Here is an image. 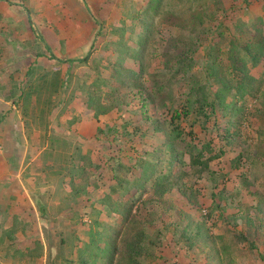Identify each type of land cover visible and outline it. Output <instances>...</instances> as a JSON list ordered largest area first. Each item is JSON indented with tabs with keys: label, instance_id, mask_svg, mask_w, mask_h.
<instances>
[{
	"label": "rangeland",
	"instance_id": "1",
	"mask_svg": "<svg viewBox=\"0 0 264 264\" xmlns=\"http://www.w3.org/2000/svg\"><path fill=\"white\" fill-rule=\"evenodd\" d=\"M10 3L13 15L3 17L0 28V90L10 91L19 80L15 98L28 105L4 106L0 113V154L11 166L0 176V264H62L76 257L72 243L80 248L90 241L89 232L98 248L112 244V264H264V50L256 63L246 60L253 80L240 91L232 87L207 122L191 114L179 121L185 142L176 141V151L188 143L204 160L224 150L208 160L214 174L198 165L194 190L182 192L176 179L187 178L180 166L167 168L161 144L189 82H203L209 62L226 71L230 84L239 80L231 56L244 53L247 42L264 44V31H256L264 28V0ZM151 4L155 9L147 10ZM200 34L184 70L178 53L195 49L190 35ZM212 42L218 51L207 57ZM26 68H33L31 77ZM208 84L212 98L217 85ZM95 106L107 110L97 119ZM75 117L77 128L69 124ZM107 126L116 130L97 133ZM16 129L13 138L6 136ZM118 162L129 167L123 194L109 192L112 171L123 172ZM145 164L156 172L141 175ZM135 176L145 181L140 195L129 182ZM212 190L222 193L220 208ZM39 200L47 205L43 213ZM16 227L24 231L12 232ZM140 231L148 235L144 249L128 263L130 241Z\"/></svg>",
	"mask_w": 264,
	"mask_h": 264
},
{
	"label": "trees",
	"instance_id": "2",
	"mask_svg": "<svg viewBox=\"0 0 264 264\" xmlns=\"http://www.w3.org/2000/svg\"><path fill=\"white\" fill-rule=\"evenodd\" d=\"M151 9H155V5L151 4L147 7V10H151ZM28 19L30 21V18H28ZM261 23L263 24L262 21H261ZM203 28H205V27L203 26ZM214 30H216L215 26H214ZM256 31L259 32L260 34H262L264 31V28L261 26L259 29H256ZM190 39L194 43L193 45H194L195 49L190 48L189 50H185L183 52L181 51L180 53H178V56H177V65L180 67H183L184 70L186 68H189V66H190L192 53L195 50H197V43L202 42L201 34L197 35V36L196 35L195 36L190 35ZM262 42H263V40H259L258 42L255 43V45H253L252 42H247L242 47V49L244 50V53H240V51L238 50V52L235 51V55H236L235 57L231 56V60H232L231 70H233L235 72L233 78H236V80H237L238 77L240 76L239 80L235 84H230L228 82V79L225 77L226 71L223 70L217 63L209 62L208 63L209 66L205 69V73L202 76L203 82H200L196 79L191 80L189 82V86H187V88H186L185 98L182 102V107L180 108V111L175 110L174 113L171 115V118L168 122V125L170 126V130L168 132L165 131L166 132L164 134L165 140L162 141L161 144L162 145L165 144V146H166L165 152L167 154L165 156V160L167 161V165H168L167 168H171V166L173 164L177 165L178 167L180 166V169H179L180 173H182L183 178H187L185 180L182 179L181 177H178L176 179L180 182L179 185H181L180 188L182 189V192H184L185 190H194L193 189V182H191V180H192L191 178H192V173L194 172L196 167L198 165L200 167V165H201L203 170H205V168L208 169L209 168L208 160L214 159L215 157H218V156L224 154V150L220 149L217 154L209 156L207 159H204V160L201 158V156L203 155L202 150L198 149L196 146L189 145L188 143H186L187 148L185 150H183V152L176 151V148H174L176 141H184L185 142V138L182 137L184 130L179 125L180 119H186L191 114L195 118L201 119L203 121L202 123L204 124L205 122H207L209 120V117H210L212 111L215 109L216 105L217 104L222 105L224 103L227 92H229L232 87H234L236 89V91H240V89H242L246 86L245 82L253 80V77L248 74L249 71L246 68V60L250 59L253 61V63L257 62L256 61L257 55L259 56L260 53L262 52V49L264 50V44H262ZM185 45H187V43H185ZM251 47L253 49H251ZM207 48L210 51L207 57L214 56L215 49H216V51H218V49L215 48L214 42H212L211 44L208 43ZM47 49H49L48 46H47ZM38 55H40V54H38ZM50 57L56 59L55 55H53V54H50ZM86 59H87V57L82 58L83 61ZM32 69L33 68H31V70L28 74L29 77H31ZM209 70H210V72H209ZM184 74H187V73L185 72ZM210 79H212L213 83L217 85L215 92L212 95V98L209 95V91H208V88L212 87V84H208ZM56 81H57V78H54L52 84L55 85ZM247 86L249 87L250 85L247 84ZM91 98H92V100H91V103H92L94 97L91 96ZM89 104H90V102H89ZM95 107H96V110H95L96 113H94V115H93L94 119L95 118L97 119L98 113H102V112L107 111L105 108L101 109L99 106H95ZM225 107H227V104H225ZM78 119H79L78 117H75L72 120H70L69 121V124H71L70 127H76L77 128V123H78L77 120ZM225 127L226 128H224L225 129V136L224 137L228 138V135L231 134L229 131L230 128H228V126H225ZM123 128H125V124H124ZM155 129H157V128H155ZM72 130H74V129H72ZM112 130H116L115 127L107 126L104 130L97 128V133L98 134H102L101 132L109 133ZM124 133H125V130H124ZM133 133H137L136 130L129 132V135L133 134ZM114 138H115V140L117 139L116 136H114ZM79 153H81L80 150H79ZM185 155H188L187 160H185V158H183ZM123 163L118 162L119 171H120V168H122V170H123V172H121L120 175H118V170L112 171L113 172L112 173V181H114V182H113V184L110 185V191H109L110 193L119 192V193L123 194L125 192L124 191V185H125V179H127V177L123 176V174L129 170V167L124 165ZM185 165L189 166L188 167L189 170L186 169L187 166H185ZM153 166H154L153 164H151V165L145 164L141 170V175H144L143 173H146V172H149L150 173L149 175L156 172L155 168ZM181 166H182V169H181ZM208 172L211 174H214V172L209 170V169H208ZM162 176H163V179H165V178H167L168 175L160 174L157 176V178H160ZM129 182L131 184V189L136 190L135 194L140 195L142 193L144 187H145L144 186L145 181L143 182V180H141L140 178L135 176V178L129 179ZM189 183H191V184H189ZM127 187H129V184L127 185ZM161 187H164V184H162ZM183 189H184V191H183ZM164 190H165V188L162 189L163 192H164ZM221 196H222L221 192L220 193L214 192V190L211 191L212 203L214 204V206L216 208L221 207V205L219 203ZM104 202H105V199H104ZM46 206L44 205V203L41 202V200H39V202H37V207L41 213H43V211L44 212L46 211ZM18 214L21 215L20 212ZM42 215H43L42 218L45 219L46 215L45 214H42ZM14 229L15 230H13L12 232H16L21 228L18 229L16 227ZM21 230L24 231L23 229H21ZM72 233H73V230H71L68 233V237H69L71 242L74 241L73 238H71ZM89 233H90V241L84 242V244L82 243L83 244L82 247L78 248L76 246V243L75 244L72 243V245H74V248H76V251H77V253H74L76 255V257L67 258V259L63 260L62 264H99L100 261L104 264H112V261H113L112 257L116 253V251L113 250L112 244H111V247L109 249H107L105 247L103 249L98 248V246H95L94 244H92L94 233L93 232H89ZM197 233L198 234H196V235L200 234V232L198 230H197ZM14 234L13 235L9 234L8 237L10 239H14ZM97 236H99V235H97ZM146 236H148V235L146 234L145 231H143V232L140 231L134 235L133 240L130 241L131 247L128 249V257H129V258H127L128 263H129V261H131V260L135 261L136 258L140 257V255L142 254V251L144 249L141 242L144 241ZM61 242L64 243V239H61ZM105 245L107 246V242H105ZM107 255L110 256V258L108 260L105 259V257ZM54 264H56V263H54Z\"/></svg>",
	"mask_w": 264,
	"mask_h": 264
},
{
	"label": "crops",
	"instance_id": "3",
	"mask_svg": "<svg viewBox=\"0 0 264 264\" xmlns=\"http://www.w3.org/2000/svg\"><path fill=\"white\" fill-rule=\"evenodd\" d=\"M11 2V0H4V1H2V0H0V28H1V26H2V23H3V17H8V16H10V15H13L11 12H10V10H9V7L11 8V6H12V3H10ZM6 20H4V21H8V23H10L11 22V17H9V18H5ZM14 21H16V19L14 20ZM14 23H16V22H14ZM11 25V24H10ZM1 30V29H0ZM1 32V31H0ZM1 36H0V43H1ZM2 49H1V45H0V59L2 58ZM1 68V67H0ZM30 70H31V68L29 69H27L26 68V70L24 71V74L25 75H28L29 74V72H30ZM12 71H10L9 73H11ZM29 76V75H28ZM8 77H11V74H8ZM0 79H1V76H0ZM20 80H22V76L20 77ZM1 81V80H0ZM28 80H27V76H26V80H25V82H27ZM16 85L19 87V80L17 81V82H13V88H11V90L10 91H7V92H5L4 94L3 93H1V90H0V113H1V108L2 107H8V108H15L16 106H18V105H21V104H23L24 103V106L25 105H28L27 104V102H28V100H23L24 98H20L19 99V101H18V98H15L16 96H19L20 94H21V91L19 92V93H17L16 92ZM26 85V84H25ZM29 85V84H28ZM0 88H1V84H0ZM1 115V114H0ZM11 123H13V125L15 126V125H17L18 126V124H16L14 121H11ZM0 127H1V123H0ZM11 127V126H10ZM85 129H86V127H85ZM92 129V128H91ZM94 131V130H93ZM25 131H24V128L22 127L21 128V132H20V134H25L24 133ZM14 134H17V129L16 130H11V134H6V136L8 135V136H10V138H13V135ZM4 136H5V134H3ZM0 136H2V134H0ZM5 152H3V154H4ZM13 154V153H12ZM0 176H2V172H5L7 169L9 170V168H11V166H7L6 164H5V162H4V159L2 158V156H1V154H0ZM4 158H7V157H4ZM9 159V158H8ZM11 179H13L14 180V183L16 184V186H17V178H11ZM4 181H6V180H4ZM19 182L22 184V181L21 180H19ZM21 184H19V186L21 185ZM0 186H1V181H0ZM21 191H22V189H21Z\"/></svg>",
	"mask_w": 264,
	"mask_h": 264
}]
</instances>
